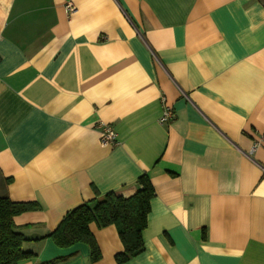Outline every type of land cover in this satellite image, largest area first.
<instances>
[{"label": "crops", "instance_id": "0c3cea01", "mask_svg": "<svg viewBox=\"0 0 264 264\" xmlns=\"http://www.w3.org/2000/svg\"><path fill=\"white\" fill-rule=\"evenodd\" d=\"M263 133V0H0V197L39 207L13 218L19 264H117L114 226L89 225L95 262L40 238L141 175L144 249L123 264H264Z\"/></svg>", "mask_w": 264, "mask_h": 264}, {"label": "trees", "instance_id": "16d2710c", "mask_svg": "<svg viewBox=\"0 0 264 264\" xmlns=\"http://www.w3.org/2000/svg\"><path fill=\"white\" fill-rule=\"evenodd\" d=\"M136 184L138 190L129 198L109 192L75 207L40 240L49 238L60 249L86 244L90 261L95 262L100 254L89 225L95 224L98 229L114 226L123 246V251L115 256L117 264L136 257L144 249L142 232L147 227L150 201L154 197L153 187L146 175H141ZM38 209L34 203H17L0 197V264H19L35 256L23 250L27 238L21 233L22 228L14 225L13 218Z\"/></svg>", "mask_w": 264, "mask_h": 264}, {"label": "built area", "instance_id": "2783aa9c", "mask_svg": "<svg viewBox=\"0 0 264 264\" xmlns=\"http://www.w3.org/2000/svg\"><path fill=\"white\" fill-rule=\"evenodd\" d=\"M65 9L67 13H70L73 11V7L70 5H67ZM161 101L163 105V111L159 119V123L166 124L173 119L174 113L170 107H167L165 105L163 99H161ZM98 129H99V143L102 147L114 146L117 144L116 133L114 132L113 128L109 124L99 123ZM261 139L262 140L264 139V133Z\"/></svg>", "mask_w": 264, "mask_h": 264}]
</instances>
